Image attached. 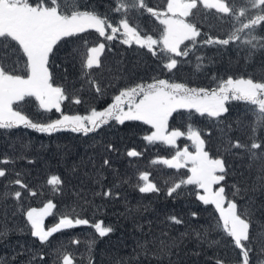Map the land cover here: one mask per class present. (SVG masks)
Returning <instances> with one entry per match:
<instances>
[{"label": "trees", "instance_id": "trees-1", "mask_svg": "<svg viewBox=\"0 0 264 264\" xmlns=\"http://www.w3.org/2000/svg\"><path fill=\"white\" fill-rule=\"evenodd\" d=\"M70 2L78 4L80 10L107 14L114 25L127 18L130 25H139L138 31L159 38L162 26L146 10L116 12V0ZM146 3L157 10L166 7V0ZM237 4L246 6L249 15L257 11L246 0H237ZM193 11L194 16L187 19L196 23L201 36L188 57H176L180 63L172 72L164 69L162 60L146 48L123 44L117 37L108 41L92 29L64 38L54 48L49 64L55 85L63 87L69 97L61 105L62 112L85 115L92 108L103 110L121 89L152 82L154 78L205 88L216 87L219 80L229 76L264 81V41L246 43L251 39L249 30L238 33L240 40L228 45L204 43L209 37L227 39L241 26V20L247 22L242 17L237 19L238 12L234 16L202 6ZM252 35L264 37V24L257 26ZM100 43L105 44L101 67L86 69L83 65L88 48ZM185 43L191 47L190 42ZM8 63L11 66L10 60ZM90 80L98 82L103 94L95 91ZM75 98H80L81 103H74ZM27 99L28 103L22 102V110L34 122L60 118L55 109L46 112L34 98ZM226 107L228 112L220 118L181 110L170 118L169 130L186 131L189 124L193 125L201 131L210 155L224 159L227 175L220 186L225 187L241 211L249 212L253 237L250 264H264V151L253 150L257 153L254 158L248 148L231 147L236 141L247 146L253 141L264 145V127L246 102L230 100ZM153 131L141 121H126L123 125L112 121L88 135L70 130L47 134L23 126L0 129V168L6 172L0 177V233H4L0 236V264H62L64 254L73 258V264H216L217 259L224 264H240L239 249L215 227L218 213L214 206L197 199L202 190L182 185L172 196L167 194L189 172L187 168L176 170L153 163L175 154L172 146L161 141L149 144L144 139ZM108 145L113 148L110 150ZM177 146L195 150L186 136L177 140ZM130 150L141 155L129 157ZM105 160L109 161L107 165ZM143 172L149 174L158 192L139 191ZM53 175L62 181L55 188L47 183ZM17 179L28 188L15 184ZM233 185L241 189L236 196L232 195ZM29 189L37 194L31 195ZM16 191L21 192L20 200L14 197ZM107 191L112 195L104 196ZM49 200L56 207L53 215L45 219L46 228L64 215L87 219L89 225L54 233L42 244L31 235L25 213ZM173 216L182 223H174L170 219ZM97 222L110 226L112 231L100 236L92 227ZM205 233L206 238H202Z\"/></svg>", "mask_w": 264, "mask_h": 264}, {"label": "snow or ice", "instance_id": "snow-or-ice-1", "mask_svg": "<svg viewBox=\"0 0 264 264\" xmlns=\"http://www.w3.org/2000/svg\"><path fill=\"white\" fill-rule=\"evenodd\" d=\"M246 3L257 11L249 15L248 8L238 5L237 0H166V7L163 10L149 7L146 0L129 2L116 0L113 9L116 12L126 13L129 8H136L146 10L155 17L162 26L157 39L150 34L142 33V30L138 31L139 25H130L127 18H121L118 24L114 25L109 22L107 14L80 10V6L71 3L70 0H0V129L23 126L47 134L70 130L88 135L112 121L121 125L126 121H141L145 125H150L154 131L144 137L149 144L161 141L175 148V154L170 159H158L153 163L176 170L187 168L190 173L186 179L174 183L167 194L172 196L182 185H194L202 190V194L197 193V199L204 205L214 206L218 213L215 227L231 238L234 246L239 249L242 257L240 264H250L253 242V237L250 236V214L247 210L241 211L235 199L228 197L225 187L220 186L227 175L224 159L210 155L205 149L206 141L202 138L201 131L193 125L189 124L186 131L169 130V120L174 113H180L181 110L195 112L201 117L220 118L228 112L226 103L233 100L244 101L252 106V110L257 114L258 123L264 127V81H256L251 77L229 76L219 80L216 87L205 88L191 87L170 79L154 78L152 82L137 83L121 89L103 110L92 108L85 115H69L62 112L61 108L69 97L63 87L55 85L49 69L50 55L59 42L92 29L108 41L114 40L119 33L123 37V44H136L140 48H146L149 53L162 60L164 69L172 72L180 63L176 57H188L192 47L197 43V38L201 36L196 23L187 19L194 16L193 10H198L200 6L234 16L238 12L237 19L242 17L247 21L241 20V26L227 39L209 37L204 43L228 45L232 41L240 40L238 33L245 30H249L251 36L246 43L252 44L253 40L264 41V37L252 35L257 26L264 24V0H246ZM186 41L190 42L191 47L185 43ZM253 47L256 45L253 44ZM104 49V43L88 48L83 66L86 69L101 67L100 57ZM90 83L97 93L103 94L98 82L90 80ZM27 98H34L39 108L46 112L55 109L60 113V118L47 123L34 122L22 110V102L25 104L29 102ZM73 102L80 104L81 100L75 98ZM185 136L192 142L194 152L189 151L187 146L183 149L177 146V140ZM231 147L248 148L254 158L257 157V153L253 150L264 151V145L255 141L250 146L236 141ZM108 148L111 150L113 146L108 145ZM127 155L136 157L141 153L130 150ZM104 163L107 165L109 161L105 160ZM5 175V170L0 168V177ZM139 180L143 182L142 186H139L141 193L159 191L157 185L150 182L147 172L141 173ZM14 183L22 189L28 188L19 179ZM47 183L55 188L62 181L53 175ZM233 187L235 192L232 195L236 196L241 189L235 185ZM29 192L33 196L37 194L30 189ZM103 195L111 196L112 192L107 191ZM14 197L20 200L21 192L16 191ZM55 207L56 205L49 200L42 207H31L25 213L31 226V235L38 238L42 244L54 233L75 226L89 225L87 219L64 215L53 226L46 228L45 219L53 215ZM192 215L195 216L196 213ZM170 219L176 224L182 223L175 216ZM92 227L100 236L112 231L110 226H103L100 222L93 224ZM2 235L4 233H0V236ZM202 238H206V233ZM40 259L43 260V256ZM62 264H73V258L69 254H64ZM216 264H224V261L217 259Z\"/></svg>", "mask_w": 264, "mask_h": 264}, {"label": "rangeland", "instance_id": "rangeland-1", "mask_svg": "<svg viewBox=\"0 0 264 264\" xmlns=\"http://www.w3.org/2000/svg\"><path fill=\"white\" fill-rule=\"evenodd\" d=\"M122 31H123V30H122ZM117 38H118V39L120 38V39H121V41H122V39H123V37H121V36H120V34H119V35H117ZM97 46H98V45H97ZM93 47H94V46H93ZM150 135H151V134H150ZM189 151H190V150H189ZM194 151H195V150H194ZM194 151H193V152H194ZM189 175H190V173H189ZM214 187H217V186H214Z\"/></svg>", "mask_w": 264, "mask_h": 264}]
</instances>
